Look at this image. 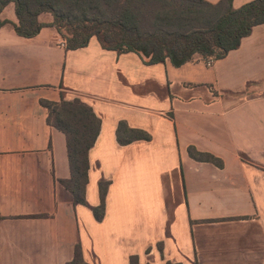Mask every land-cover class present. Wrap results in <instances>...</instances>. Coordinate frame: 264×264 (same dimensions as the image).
Instances as JSON below:
<instances>
[{
	"label": "crops",
	"instance_id": "1",
	"mask_svg": "<svg viewBox=\"0 0 264 264\" xmlns=\"http://www.w3.org/2000/svg\"><path fill=\"white\" fill-rule=\"evenodd\" d=\"M3 19L0 264H66L77 242L88 264L131 255L140 264H264V23L210 66L198 54L174 66L105 49L95 36L66 49L49 24L20 36L12 2ZM73 98L100 119L86 204L59 182L70 175L65 136L40 103ZM119 121L149 139L120 144ZM189 145L223 166L192 158ZM100 180L109 184L99 221L91 207Z\"/></svg>",
	"mask_w": 264,
	"mask_h": 264
},
{
	"label": "trees",
	"instance_id": "2",
	"mask_svg": "<svg viewBox=\"0 0 264 264\" xmlns=\"http://www.w3.org/2000/svg\"><path fill=\"white\" fill-rule=\"evenodd\" d=\"M59 0H0V12L12 2L17 21L12 23L15 32L32 37L46 24L53 25L65 40L66 49L85 46L95 36L105 49L118 52L132 51L146 63L162 62L166 58L174 66L190 61L194 55L204 60L224 57L228 51L239 46L243 37L250 34L252 27L264 23V0H249L232 7L231 0H89L92 11L85 16H68L57 10ZM84 4L87 0H76ZM89 2V4H90ZM114 4V12L105 15L103 5ZM130 2V3H129ZM42 12L52 15L50 23L38 20ZM146 19V20H145ZM150 21V23L147 22ZM8 20H0V24ZM192 21H199L197 26ZM47 109L46 121L59 129L65 136L70 175L59 182L70 193L73 203L86 204L85 185L89 168L88 151L93 145L100 127V119L92 108L80 100H40ZM150 135L137 128H131L119 121L116 139L127 144L136 139H149ZM188 154L201 161H208L218 167L222 159L212 153L199 151L193 145L187 147ZM109 182L98 183L99 204L91 210L96 220L104 216L105 195ZM66 264H88L77 242L72 257ZM128 264H140L136 255H131ZM163 264H180L166 261Z\"/></svg>",
	"mask_w": 264,
	"mask_h": 264
},
{
	"label": "rangeland",
	"instance_id": "3",
	"mask_svg": "<svg viewBox=\"0 0 264 264\" xmlns=\"http://www.w3.org/2000/svg\"><path fill=\"white\" fill-rule=\"evenodd\" d=\"M130 2L133 1L135 2L136 0H129ZM173 2L176 1H180V0H170ZM89 0L85 1L84 4H80V2L76 1V0H59L58 1V7L57 10H59L60 12L62 11L63 13L67 14L68 16H72L75 17L76 15L80 16L82 14L81 10L79 8H85L84 9V15L87 16L92 10L89 9L90 6H93L92 2H90L89 4ZM129 2V3H130ZM131 2V3H133ZM103 8L106 10L105 15H111L114 12V4L113 3H108L106 2L103 5ZM146 20V19H145ZM148 23H150L149 20H147ZM200 22L199 21H192L191 25L193 26H197L199 25Z\"/></svg>",
	"mask_w": 264,
	"mask_h": 264
},
{
	"label": "built area",
	"instance_id": "4",
	"mask_svg": "<svg viewBox=\"0 0 264 264\" xmlns=\"http://www.w3.org/2000/svg\"><path fill=\"white\" fill-rule=\"evenodd\" d=\"M60 43L65 45V40L62 39ZM203 61H204V64H205L206 66H210V65L212 64L213 59H212V58H208V59H206V60L203 59Z\"/></svg>",
	"mask_w": 264,
	"mask_h": 264
}]
</instances>
